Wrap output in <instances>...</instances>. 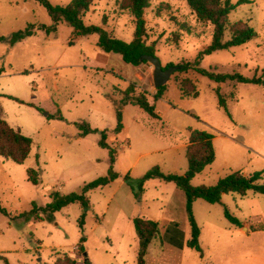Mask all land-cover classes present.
<instances>
[{"label": "rangeland", "instance_id": "rangeland-1", "mask_svg": "<svg viewBox=\"0 0 264 264\" xmlns=\"http://www.w3.org/2000/svg\"><path fill=\"white\" fill-rule=\"evenodd\" d=\"M49 1L65 5L70 0ZM143 18L145 41L154 44L163 67L195 64L198 52L210 42L212 25L197 18L186 0H150ZM82 19L126 42L133 37L134 18L122 9L121 0H94ZM238 20L247 22L256 36L203 55L196 65L213 72L264 78V0H251L230 11L228 21ZM28 23L53 24L35 0H0V35L10 37ZM97 37L95 33L76 36L70 25L59 22L55 32L37 30L13 44L0 42V118L32 140L23 163L0 156V205L10 214L0 213V264L5 259L10 264H69L72 258L75 264H136L135 217L158 221L161 233L172 218L188 239L183 191L157 178L144 181L142 189L138 184L154 166L164 173L187 170L188 127L211 132L215 151L214 161L190 180L191 185H213L236 170L261 172L259 181L264 182L263 86L215 83L193 69L174 70L162 98L154 101L152 65L125 63L118 53L100 49ZM228 38L225 31L224 39ZM129 85L133 95H149L160 119L137 105H122L123 127L115 133L116 105ZM216 87L225 96L226 109L218 105ZM82 122L93 129L85 136L78 135L76 126ZM103 130L106 142L116 150L113 170L117 178L86 193L84 254L78 248L79 204L52 214L43 207L53 193L80 192L86 183L107 175L109 150L98 144ZM28 168L37 171L38 184L28 180ZM165 200L169 206L160 215V201ZM226 208L241 227L224 217ZM32 209L27 216L20 215ZM192 211L200 229L201 252L177 249L156 238L148 246V262L264 264L263 194L224 193L215 203L197 199Z\"/></svg>", "mask_w": 264, "mask_h": 264}, {"label": "trees", "instance_id": "trees-1", "mask_svg": "<svg viewBox=\"0 0 264 264\" xmlns=\"http://www.w3.org/2000/svg\"><path fill=\"white\" fill-rule=\"evenodd\" d=\"M35 1L45 8L53 24L36 25L34 23H28L23 29L13 32L10 37L0 35V42L7 41L10 44H13L32 36L37 30H43L47 34L55 32L56 25L59 22H62L70 25L76 36H86L93 33L97 34L96 45L105 52L118 53L125 63L137 66L141 63L147 62L146 59L142 58V55H155L154 44H148L145 41L146 31L143 13L149 6L150 0H121L122 9H127L130 12L135 23L133 37L128 42L112 36L103 27L84 24L82 17L84 13L89 10V7L94 0H70L65 5L52 4L49 0ZM186 3L197 18L208 21L212 25V34L209 44L198 52L197 59L194 62L195 64L192 62L176 64L174 65L176 66L175 71H187L193 69L201 76H205L215 83L236 82L243 84H256L264 87V78L261 76L253 75L247 77L238 72H213L196 65L198 59L203 55H208L216 50L228 49L233 46L241 45L256 36L254 30L247 24V22L238 20L231 23L228 21L230 11L242 3H251V0H237L235 3H232L230 0H186ZM225 31L229 32L228 39H224ZM171 65L173 64L168 63L166 67H162L165 69ZM165 88V84L157 87L156 92L152 95V99L155 101L162 98ZM133 91V86L129 85L122 92V97L118 101V105H116V125L113 129L115 133L119 132L123 127L120 111L122 105H137L147 112L150 117L160 119V116L155 111L154 105L151 104L148 99L149 95H147L146 92H139L137 95H133ZM214 93L218 105L226 109L227 103L225 96L219 92L218 87L214 89ZM187 96L195 97L197 94L187 93ZM8 97L18 100L13 96ZM76 126L80 130L78 133L79 136H85L93 131V129L85 122L77 123ZM187 132L188 137L185 146V156L188 163L187 170L182 174L164 173L157 166H154L142 175L138 184L141 188L144 181L157 178L165 182H172L177 188L181 189L185 196L184 207L187 222L190 227V236L188 239H185L184 232L176 221H169L164 232L161 233L158 221L142 217L133 218L135 231L138 237L135 257L136 264H153L148 262L146 254L149 244L156 238H159L160 241L168 243L177 249L189 247L197 252H201L198 240L200 229L196 224L192 211V204L195 200L202 199L208 203H215L220 200L221 195L224 193H236L241 197L246 196L249 192L264 195V182L259 181L261 179V172L245 174L240 170H236L218 178L213 185H191L190 180L214 161L215 151L212 142L213 135L211 132L190 127L187 128ZM106 139V132L103 130L100 132L98 144L109 150L107 175L98 177L95 180L86 183L80 192H70L67 194L55 192L51 195L52 200L43 207L45 213L52 214L69 204H79L81 213L77 223L79 230L81 231V237L78 248L81 252H84V218L89 207V200L86 193L88 190L106 185L117 178V173L113 170L116 150L106 142ZM31 144L32 140L30 137L22 134L19 129L11 127L4 119L0 118L1 157L11 159L18 164L23 163L29 155ZM27 178L31 183L38 184V175L35 169H27ZM31 212H33V209L28 212H23L20 215L27 216ZM0 213L10 215L5 207L1 205ZM224 217L230 224L239 227L242 226L240 220L229 212L227 208L224 210ZM85 261H87L86 257ZM68 262L69 264H75L76 260L72 258ZM4 264L10 263L5 259Z\"/></svg>", "mask_w": 264, "mask_h": 264}, {"label": "water", "instance_id": "water-1", "mask_svg": "<svg viewBox=\"0 0 264 264\" xmlns=\"http://www.w3.org/2000/svg\"><path fill=\"white\" fill-rule=\"evenodd\" d=\"M142 58L146 59L147 63L152 65V80L155 88L166 84L170 75L176 69V66L174 65L168 66L164 69L159 58L155 55L144 54L142 55Z\"/></svg>", "mask_w": 264, "mask_h": 264}, {"label": "crops", "instance_id": "crops-1", "mask_svg": "<svg viewBox=\"0 0 264 264\" xmlns=\"http://www.w3.org/2000/svg\"><path fill=\"white\" fill-rule=\"evenodd\" d=\"M214 137V136H213ZM227 137V136H226ZM114 138H115V140H116V135L114 134ZM184 198V197H183ZM161 203H162V208L161 209H163L162 210V212L160 213V215H163V213H164V209H167V207L169 206V201L168 200H165V201H160ZM184 202H185V200L184 199H182V201H181V203H182V206L184 207ZM164 203H166V204H164ZM169 221H175V220H173L172 218H168V222ZM178 224H179V222H178ZM179 227H180V224H179ZM181 228V227H180ZM244 228V227H243ZM182 229V228H181ZM184 232V231H183ZM185 234V233H184ZM184 237H185V235H184Z\"/></svg>", "mask_w": 264, "mask_h": 264}]
</instances>
